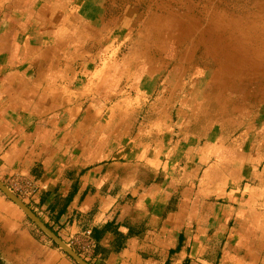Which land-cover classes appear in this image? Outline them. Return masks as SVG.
<instances>
[{"label":"crops","instance_id":"0c3cea01","mask_svg":"<svg viewBox=\"0 0 264 264\" xmlns=\"http://www.w3.org/2000/svg\"><path fill=\"white\" fill-rule=\"evenodd\" d=\"M100 12L99 0H0V181L87 264H264L255 187L201 182L187 148L142 115L159 70L149 45L94 79L106 35L122 41L102 35ZM20 210L0 195L4 259L79 264Z\"/></svg>","mask_w":264,"mask_h":264},{"label":"rangeland","instance_id":"374dc122","mask_svg":"<svg viewBox=\"0 0 264 264\" xmlns=\"http://www.w3.org/2000/svg\"><path fill=\"white\" fill-rule=\"evenodd\" d=\"M99 5L107 29L102 35L118 26L122 41L114 45L106 35L96 49L106 53L103 70L94 79H107L104 69L121 49L125 54L138 41L149 45L159 70L140 104L147 124L166 142L187 148L201 182L228 189L251 184L264 205V0H99ZM124 11L129 24L118 23ZM0 195L10 199L1 189ZM3 237L0 231V264H22L4 259Z\"/></svg>","mask_w":264,"mask_h":264},{"label":"water","instance_id":"95a60500","mask_svg":"<svg viewBox=\"0 0 264 264\" xmlns=\"http://www.w3.org/2000/svg\"><path fill=\"white\" fill-rule=\"evenodd\" d=\"M0 189L9 197L14 203H16L23 211L28 214V216L35 221L40 228L45 231L51 238H53L71 257H73L79 264H87L83 259H81L77 253L72 252L67 245H65L58 237H56L49 229H47L39 219L30 211L27 206L16 196L14 195L1 181Z\"/></svg>","mask_w":264,"mask_h":264},{"label":"bare ground","instance_id":"6f19581e","mask_svg":"<svg viewBox=\"0 0 264 264\" xmlns=\"http://www.w3.org/2000/svg\"><path fill=\"white\" fill-rule=\"evenodd\" d=\"M100 7H102V6H100ZM94 15L96 16L97 13L94 12ZM91 18H93V17L91 16ZM128 18H129L128 17V12L124 11V12L121 13V16H120V18L118 20V23H120V24H129L131 21H128L129 20ZM118 28L119 27L117 26V31H119Z\"/></svg>","mask_w":264,"mask_h":264}]
</instances>
